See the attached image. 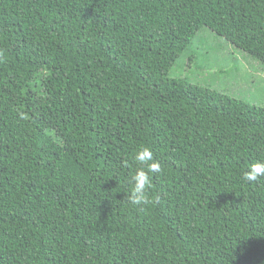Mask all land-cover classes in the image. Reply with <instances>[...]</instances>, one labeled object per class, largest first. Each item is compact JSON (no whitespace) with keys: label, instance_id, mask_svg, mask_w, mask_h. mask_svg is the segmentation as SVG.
<instances>
[{"label":"trees","instance_id":"16d2710c","mask_svg":"<svg viewBox=\"0 0 264 264\" xmlns=\"http://www.w3.org/2000/svg\"><path fill=\"white\" fill-rule=\"evenodd\" d=\"M204 30L264 64V0H0V264H264V106L171 75Z\"/></svg>","mask_w":264,"mask_h":264},{"label":"rangeland","instance_id":"374dc122","mask_svg":"<svg viewBox=\"0 0 264 264\" xmlns=\"http://www.w3.org/2000/svg\"><path fill=\"white\" fill-rule=\"evenodd\" d=\"M200 51L207 55L196 56ZM186 52L190 54L186 55L185 61L184 56L179 58L171 71L172 76L179 71L194 83L264 106V64L257 58L207 30L194 38ZM1 80L0 89L5 92L12 79L6 74ZM41 105V101L36 102V109L39 110Z\"/></svg>","mask_w":264,"mask_h":264},{"label":"clouds","instance_id":"9594fccd","mask_svg":"<svg viewBox=\"0 0 264 264\" xmlns=\"http://www.w3.org/2000/svg\"><path fill=\"white\" fill-rule=\"evenodd\" d=\"M134 159L143 167L136 169L131 176L133 188L128 196V201L133 206L154 203L155 201L150 198L147 190L152 184L151 174L159 173L161 171V165L159 162L154 161L153 153L148 147L139 148L134 155ZM125 165L127 166V162H125ZM261 176H264V163L262 162L251 164L243 173V179L245 181H256Z\"/></svg>","mask_w":264,"mask_h":264}]
</instances>
